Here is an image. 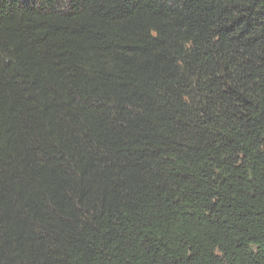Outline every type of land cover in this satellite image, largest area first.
<instances>
[{"label":"trees","instance_id":"obj_1","mask_svg":"<svg viewBox=\"0 0 264 264\" xmlns=\"http://www.w3.org/2000/svg\"><path fill=\"white\" fill-rule=\"evenodd\" d=\"M0 264H264V0H0Z\"/></svg>","mask_w":264,"mask_h":264}]
</instances>
